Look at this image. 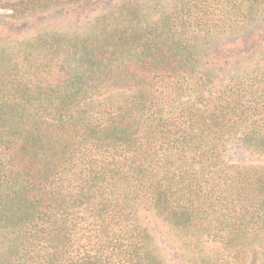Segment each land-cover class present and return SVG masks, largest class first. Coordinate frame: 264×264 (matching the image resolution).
Instances as JSON below:
<instances>
[{
	"label": "trees",
	"instance_id": "16d2710c",
	"mask_svg": "<svg viewBox=\"0 0 264 264\" xmlns=\"http://www.w3.org/2000/svg\"><path fill=\"white\" fill-rule=\"evenodd\" d=\"M8 7L105 13L0 58V264H264V0Z\"/></svg>",
	"mask_w": 264,
	"mask_h": 264
},
{
	"label": "rangeland",
	"instance_id": "374dc122",
	"mask_svg": "<svg viewBox=\"0 0 264 264\" xmlns=\"http://www.w3.org/2000/svg\"><path fill=\"white\" fill-rule=\"evenodd\" d=\"M19 1L21 0H0V58H7L14 62L22 61L25 57L36 59L37 56L31 52L34 46L41 41H48L55 35L72 36L91 32L92 24L94 25L97 18L105 13V10L100 8L87 12L61 10L43 18L24 16L15 19L17 16L8 6ZM165 1L172 4L174 0ZM23 52H26L25 55L20 56ZM251 162L264 165V158ZM164 235V253L169 264H188L189 249L182 246L189 239H180L168 233ZM249 264L258 263L249 262Z\"/></svg>",
	"mask_w": 264,
	"mask_h": 264
}]
</instances>
